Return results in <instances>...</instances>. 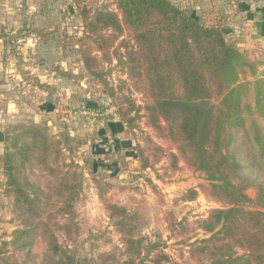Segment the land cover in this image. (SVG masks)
<instances>
[{
  "label": "trees",
  "instance_id": "obj_1",
  "mask_svg": "<svg viewBox=\"0 0 264 264\" xmlns=\"http://www.w3.org/2000/svg\"><path fill=\"white\" fill-rule=\"evenodd\" d=\"M111 1L115 9L74 0L82 22L75 51L84 73L98 78L115 99L117 91L102 70L115 60L130 94L143 99L140 105L122 95L115 104L139 169L162 182L183 168L197 173L202 181L174 203L202 196L217 205L193 220H177L173 211H165L168 230L186 248L178 257L190 264H264L260 63L236 45L237 37L226 35L219 21H201L171 0ZM68 141L45 123L6 124L0 163L16 228L2 242L11 250L0 248V264H170L165 240L141 235L138 211L114 201L113 185L95 177L98 200L121 248L87 258L60 240L59 234L71 242L78 235L77 200L84 181L81 167L64 158ZM34 168L46 172L42 184L29 181ZM144 179L161 197L153 179Z\"/></svg>",
  "mask_w": 264,
  "mask_h": 264
},
{
  "label": "rangeland",
  "instance_id": "obj_2",
  "mask_svg": "<svg viewBox=\"0 0 264 264\" xmlns=\"http://www.w3.org/2000/svg\"><path fill=\"white\" fill-rule=\"evenodd\" d=\"M87 2L115 9L111 0ZM81 28L74 0H0L1 153L8 123H45L56 136H68L64 158L81 167L84 181L77 200L78 235L73 242L66 241L62 234L59 236L78 256L95 258L103 251L121 248L119 234L98 200L95 177L113 185L109 193L114 201L138 211L141 235L165 240L164 251L171 258L170 264H190L178 257V252H186V248L173 238L164 213L171 210L177 220L184 216L193 220L206 216L217 205L202 196L193 202L174 203L182 191L202 181L197 173L183 168L162 182L154 178V172L143 173L139 169L130 148L134 142L125 137L115 104L122 95L132 96L140 105L143 99L130 94V83L115 60L102 69L109 86L117 91L115 99L104 92L98 78L84 73L75 51ZM242 49L260 63L259 73L264 78L262 46ZM140 124L144 127L142 121ZM120 127L121 131H112ZM159 167L160 164L156 166ZM45 175V171L34 168L29 181L42 184ZM145 176L159 186L161 197L150 190ZM5 189L0 163V248L16 228L11 213L12 198ZM248 194L253 192L249 190ZM200 236L198 233L197 237ZM33 251L42 252L43 248Z\"/></svg>",
  "mask_w": 264,
  "mask_h": 264
},
{
  "label": "crops",
  "instance_id": "obj_3",
  "mask_svg": "<svg viewBox=\"0 0 264 264\" xmlns=\"http://www.w3.org/2000/svg\"><path fill=\"white\" fill-rule=\"evenodd\" d=\"M171 1L187 8L201 21H219L227 27L230 39L237 37L236 45L239 48L251 49L261 45L264 50V0Z\"/></svg>",
  "mask_w": 264,
  "mask_h": 264
}]
</instances>
